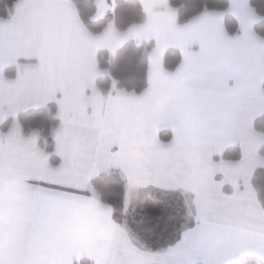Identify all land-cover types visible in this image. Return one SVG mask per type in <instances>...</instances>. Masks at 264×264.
Masks as SVG:
<instances>
[{
  "label": "snow or ice",
  "instance_id": "snow-or-ice-1",
  "mask_svg": "<svg viewBox=\"0 0 264 264\" xmlns=\"http://www.w3.org/2000/svg\"><path fill=\"white\" fill-rule=\"evenodd\" d=\"M141 2L142 20L120 28L112 19L97 32L75 0H16L0 17V125L10 119L0 129V264H264L253 182L264 167L255 124L264 116V36L254 28L264 16L230 0L182 23L170 0ZM95 3L96 17L115 11V0ZM229 12L238 33L227 29ZM128 39H154L144 50L147 86L112 78L105 93L96 79L110 72L97 52ZM170 46L180 52L173 68ZM53 101L58 123L47 135L26 132L20 113ZM237 144L239 157L225 156ZM113 170L125 181L119 207L93 183ZM145 191L185 196L194 223L174 245L151 248L123 218Z\"/></svg>",
  "mask_w": 264,
  "mask_h": 264
},
{
  "label": "trees",
  "instance_id": "trees-1",
  "mask_svg": "<svg viewBox=\"0 0 264 264\" xmlns=\"http://www.w3.org/2000/svg\"><path fill=\"white\" fill-rule=\"evenodd\" d=\"M80 15L86 26L94 32L100 31L108 23L114 19L120 28H126L129 24L140 21L144 18L145 13L141 3L138 0H115V11H111L102 18L94 19L93 15L96 11L95 0H75ZM250 4L255 7L256 11L264 16V0H249ZM16 0H0V17L7 18L13 11ZM173 6L178 7V16L180 22H185L194 15L201 13L205 7L208 9L223 10L229 6L228 0H170ZM225 23L230 33L237 32V25L234 18L228 13L225 15ZM257 33L264 36V20H261L254 26ZM153 47L152 42L138 43L134 40H129L114 54H109L106 50H100L98 53V63L101 68L108 69L109 76H98L96 83L99 87L108 90L111 87L112 78H115L120 87L135 89L137 92L142 91L147 86V56L145 49ZM180 60L179 51L171 48L167 50L165 55V66L173 68ZM9 73H13V68H7ZM50 109V110H49ZM56 105L50 103L48 107H40L30 109L20 113V119L27 132L31 127H39L43 129L45 135L48 134L51 127L58 123V118L55 115ZM10 124V119L1 125V129L7 130ZM256 127L264 131V116L257 118ZM48 146L52 147L54 141L51 136L48 137ZM239 146H231L225 152V156L239 157ZM264 152V147L261 148ZM124 177L118 171L99 174L94 177L93 183L101 190L103 197L120 206L123 197ZM254 185L258 189L259 199L264 203V169L259 168L254 177ZM143 210L135 212L123 217L129 222V226L134 231L138 232L141 238L153 249L165 248L174 245L179 241L181 235L169 241H161L155 237L146 235L140 228V217L145 213ZM146 212H150L147 210ZM119 217V213H117ZM168 232H171L170 230ZM165 239H170L169 235L164 236ZM83 264H91L84 259Z\"/></svg>",
  "mask_w": 264,
  "mask_h": 264
},
{
  "label": "rangeland",
  "instance_id": "rangeland-1",
  "mask_svg": "<svg viewBox=\"0 0 264 264\" xmlns=\"http://www.w3.org/2000/svg\"><path fill=\"white\" fill-rule=\"evenodd\" d=\"M156 200L160 201L159 207L149 208L150 212L142 211L145 214L140 217L139 228L150 237L157 236L161 241H169L181 235L185 226L190 227L193 220L187 215V207L183 197L178 195L157 194ZM145 206V205H144ZM143 208L139 210H143ZM171 232H168V231ZM169 235L170 239L164 236ZM250 264V263H246Z\"/></svg>",
  "mask_w": 264,
  "mask_h": 264
},
{
  "label": "crops",
  "instance_id": "crops-1",
  "mask_svg": "<svg viewBox=\"0 0 264 264\" xmlns=\"http://www.w3.org/2000/svg\"><path fill=\"white\" fill-rule=\"evenodd\" d=\"M140 3H141V5H142V2H141V0H138ZM112 2V0H109V3H111ZM228 2L230 3V0H228ZM142 7H143V5H142ZM229 7V6H228ZM14 10H15V8H14ZM96 10H97V6H96ZM144 10V9H143ZM14 12V11H13ZM109 12H111V11H108L106 14H108ZM95 13H96V11H95ZM105 14V15H106ZM227 14V13H226ZM229 15H231L233 18H234V20H235V23H236V25H237V32L236 33H238L239 31H240V28H239V21H238V19H237V17L234 15V14H232V13H228ZM105 15H103V16H99V17H96L95 16V14L93 15V18L94 19H98V18H102V17H104ZM261 20H259V21H257L256 23H255V25L258 23V22H260ZM254 25V26H255ZM232 34H235V33H232ZM129 40H134V41H136L135 39H128L127 41H129ZM127 41H125L124 43H126ZM137 42V41H136ZM143 42H152L153 43V46H154V39L153 40H145V41H140V42H138V43H143ZM123 43V44H124ZM122 44V45H123ZM122 45L114 52V53H116L121 47H122ZM171 48H174V49H177L178 51H179V49L178 48H176L175 46H170L169 47V49H171ZM168 49V50H169ZM100 50H106L109 54H114L113 52H111L107 47H102L101 49H99L98 50V52H97V60H98V53H99V51ZM167 52V51H166ZM179 55H180V52H179ZM10 67H12L13 68V74H14V72H15V69H14V66H9L8 68H10ZM98 76H109V74H101V75H98ZM97 76V77H98ZM112 82V81H111ZM101 88V87H100ZM111 88V87H110ZM109 88V89H110ZM103 91H105V93L109 90H105V89H103V88H101ZM54 102V101H53ZM50 103H52V102H50ZM49 103V104H50ZM55 103V102H54ZM41 107H43V106H41ZM34 108H40V107H34ZM34 108H29V109H27V110H30V109H34ZM26 110V111H27ZM24 112V111H23ZM0 129H1V125H0ZM238 145V144H237ZM231 146H236V145H231ZM231 146H229V147H231ZM239 146V145H238ZM263 169H264V167H262ZM113 171H118V170H113ZM119 172V171H118ZM103 173V172H102ZM102 173H100V174H102ZM226 191H231V189H230V187H228V186H226ZM157 194H163V193H160V192H157V191H145V192H142L141 194H140V196H139V198L134 202V205H133V208L132 209H130V211H129V214L128 215H130L131 213H133V212H135L136 210H139V209H141V208H143L144 207V205H146L150 200H152V199H155V197H156V195ZM163 195H178V196H181V197H183L184 198V200H185V196L180 192V191H176V192H173V193H168V194H163ZM194 223V222H193ZM193 225V224H192ZM192 225H190V227L192 226ZM183 233V232H182ZM181 236H182V234H181ZM180 239H181V237H180ZM179 239V240H180ZM84 259H86V260H88L91 264H92V262H91V260L89 259V258H87V257H85ZM246 263H250V264H256V258L255 257H250V258H247V260L246 261H244V262H242V264H246ZM198 264H202V261H198Z\"/></svg>",
  "mask_w": 264,
  "mask_h": 264
}]
</instances>
